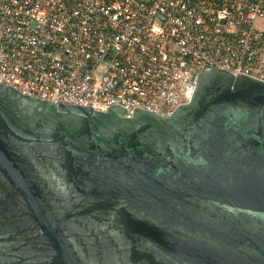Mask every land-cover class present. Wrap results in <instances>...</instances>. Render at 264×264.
Masks as SVG:
<instances>
[{
    "label": "water",
    "instance_id": "95a60500",
    "mask_svg": "<svg viewBox=\"0 0 264 264\" xmlns=\"http://www.w3.org/2000/svg\"><path fill=\"white\" fill-rule=\"evenodd\" d=\"M195 81L168 116L0 82V264H264V80Z\"/></svg>",
    "mask_w": 264,
    "mask_h": 264
},
{
    "label": "built area",
    "instance_id": "2783aa9c",
    "mask_svg": "<svg viewBox=\"0 0 264 264\" xmlns=\"http://www.w3.org/2000/svg\"><path fill=\"white\" fill-rule=\"evenodd\" d=\"M221 67L264 80V0H0V82L161 116Z\"/></svg>",
    "mask_w": 264,
    "mask_h": 264
}]
</instances>
